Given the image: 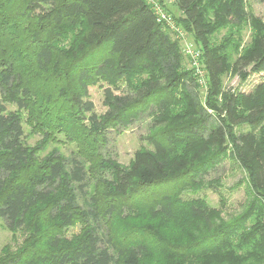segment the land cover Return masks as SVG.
Masks as SVG:
<instances>
[{"label": "trees", "instance_id": "1", "mask_svg": "<svg viewBox=\"0 0 264 264\" xmlns=\"http://www.w3.org/2000/svg\"><path fill=\"white\" fill-rule=\"evenodd\" d=\"M175 3L201 44L210 94L222 95L221 103L208 101L207 108L198 91L191 94L194 72L184 68L180 41L147 0H0V218L11 230H29L24 246L0 264H143L152 247L124 244L116 219H157L159 227L202 219V235L174 252L197 261L236 257L264 243L262 229L244 220L252 214L215 227L205 199L186 200L175 190L180 182L196 184L233 147L264 198V80L250 92H223L224 45L213 35L215 28L240 29L251 15L245 0ZM78 23L84 33L60 63L62 40L73 31L66 30ZM231 34L226 43H236L238 32ZM236 65L264 72V33ZM51 70L55 86L39 81ZM100 80L108 83L103 114L89 97L90 84ZM123 81L130 85L120 92ZM151 108L153 149L137 150L128 166L103 155L109 131ZM25 123L41 133L40 143L28 142ZM67 140L78 152L41 154L48 143ZM78 224L80 232L69 237ZM152 233L160 237L161 229Z\"/></svg>", "mask_w": 264, "mask_h": 264}, {"label": "rangeland", "instance_id": "2", "mask_svg": "<svg viewBox=\"0 0 264 264\" xmlns=\"http://www.w3.org/2000/svg\"><path fill=\"white\" fill-rule=\"evenodd\" d=\"M147 1L155 11L170 14L175 20V27L164 23L169 28L168 32L171 33L172 38H176L180 41V48L183 51L184 68L192 69L194 72L193 75L195 79L188 80L191 94L198 91L201 102L207 108L208 101L216 104L221 103L222 95L210 94V83L207 71L204 67L201 44L190 31L185 30L183 26L184 15L178 9L175 0ZM245 2L251 17L240 29L232 28L229 30L228 28H215L213 33L215 38L214 41H216L217 44L224 45L225 61L222 74L223 92H250L259 82L264 80V72L253 73L251 67L241 69L240 66L236 65V60L239 56L245 54L247 50L253 49L257 39L264 33V0H245ZM176 20H179V22L177 23ZM78 24L79 26L75 24L72 27H68L66 30V32L69 29L73 31H69L68 36L62 40L64 52L62 55L58 56L60 63L67 60L65 53L74 49L75 43L72 46L69 44L72 43L74 38H76V41L79 40L84 33L83 26L81 27V24ZM177 29H180L184 33V36H181ZM232 31L238 32L235 36L236 43H226L228 40L225 41V38L230 37ZM186 45H190L191 49L196 52L197 50L199 51L200 56L199 59H197L198 64H196V59H194L191 54L184 51ZM197 66L200 67L202 72H200ZM39 75L42 78V80L39 81L42 83L50 82L52 84L54 83V86L57 83L56 78L58 75L53 70L47 73H40ZM141 78L149 80V77L146 75L141 76ZM133 79L137 81L140 77L134 76L132 80ZM107 84V82L100 80L98 82H93L89 86V97L95 103L96 111L99 114H103L107 111V107L104 105V89L107 87ZM129 85V81L118 83L117 86L120 88L118 91H126ZM154 109L157 108L154 107ZM152 114L153 110L151 108L142 112L134 123L125 129L109 131L108 141L106 145H102L103 155L117 159L121 165L128 166L131 164L137 150L143 148L153 149V145L149 138L156 133L158 128L155 127ZM24 115L25 118H27V114L24 113ZM159 130H161V128H159ZM245 130V127L243 129L240 128L238 129V133ZM25 131L28 142L31 145L40 143L42 135L35 131L30 123H25ZM61 138L62 141L65 139H63V137ZM55 148L67 157L74 152H78V145L76 142L74 140H67L63 143L56 141L48 143L45 149L41 151V154L45 155ZM223 158L221 164L211 169L207 174L198 176L195 179L197 185L183 186L185 181L180 182V184L178 183L175 185V190L178 189L176 192L179 191L180 196L186 200L196 198L205 199L211 209L210 213L215 227H219L236 218H241L243 220L246 214L250 213L253 219H244L245 222L247 225L251 224V226L253 225L255 228L262 229L264 234V198L250 183L245 168L235 159L233 147L227 150V155ZM149 202L150 200H145L144 204ZM143 216L145 217L146 215L143 214ZM157 221V219L152 220L151 218L147 220H139L138 218L132 220L116 219L114 221L116 230L121 232L119 239L122 240L124 244L144 241L152 247L150 257H147L143 264H264V243L261 247L257 248V250L251 247L255 251L249 249L250 253H246L247 251L238 252L236 257H207L205 260L202 259L200 261L191 257L181 258L180 255H175L174 253L179 249L177 247L178 244H186L193 239H198L205 231L203 220L191 219L189 222L180 221L162 227H159L160 224H158ZM152 224L154 226L152 227V231L141 232L140 229L143 228V226H147L148 229ZM154 228L161 229L160 237H154L152 233ZM80 229L81 227L79 224L70 228L68 236L71 237L73 234L79 233ZM133 232L137 233L130 234ZM28 235L29 230L27 228L11 230L7 226L5 219L0 218V262L6 257L18 252L24 246ZM163 237H165L166 242H164ZM163 247H165L166 250L163 249ZM165 251L168 256L162 254V252L164 253Z\"/></svg>", "mask_w": 264, "mask_h": 264}, {"label": "built area", "instance_id": "3", "mask_svg": "<svg viewBox=\"0 0 264 264\" xmlns=\"http://www.w3.org/2000/svg\"><path fill=\"white\" fill-rule=\"evenodd\" d=\"M156 13H157V16H158V20H159V21H162V22H165V23H167V24H170V25L174 26L175 20H174V18H173L172 15L167 14V13H163V12H160V13H159V12H157V11H156ZM174 27H175V26H174ZM177 31L180 32L181 36H184V35H183L184 33H183L180 29H177ZM184 51H185L186 53H188V54H191L192 57H193L194 59H196V64H198L197 59H199V56H200L198 50H197V52H196L195 50L191 49L190 45H186L185 48H184ZM197 67H198V69L200 70V67H199V66H197ZM200 72H202V71L200 70Z\"/></svg>", "mask_w": 264, "mask_h": 264}]
</instances>
